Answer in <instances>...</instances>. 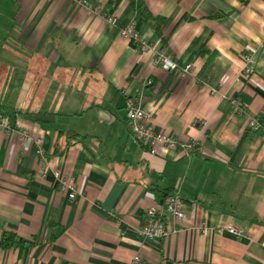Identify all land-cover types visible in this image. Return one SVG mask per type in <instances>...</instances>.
I'll list each match as a JSON object with an SVG mask.
<instances>
[{"label":"crops","instance_id":"0c3cea01","mask_svg":"<svg viewBox=\"0 0 264 264\" xmlns=\"http://www.w3.org/2000/svg\"><path fill=\"white\" fill-rule=\"evenodd\" d=\"M89 1L101 13L77 0H0V111L18 129L0 127V239L11 231L25 241L0 243V264H130L137 255L139 264H264V137L249 127L264 114V0H120L113 10ZM106 11L136 22L195 75L156 65ZM150 12L165 18L161 28ZM141 94L155 130L196 144L190 156L161 143L151 153L136 138L126 103ZM56 170L75 179V199ZM173 192L187 227L146 239V208Z\"/></svg>","mask_w":264,"mask_h":264},{"label":"built area","instance_id":"2783aa9c","mask_svg":"<svg viewBox=\"0 0 264 264\" xmlns=\"http://www.w3.org/2000/svg\"><path fill=\"white\" fill-rule=\"evenodd\" d=\"M77 1L101 13V10L94 7L89 0ZM102 15L109 23L118 27V33L121 39L128 41L140 51H152L153 62L156 65L163 66L166 69L177 68L183 76L193 77L195 75L194 66L192 64L189 63L180 67L165 46L149 42L144 34L137 28L136 22L121 25L116 15L108 13H102ZM244 59L245 65L242 74L249 80L253 71L250 64L251 56L245 54ZM147 83L151 84L152 80L149 79ZM143 99V94L137 97L130 96L126 103L128 123L136 138L144 145H147L151 153H156V145L161 143L170 149H181L185 155L190 156L195 151L196 144L194 142H181L172 134L155 130L151 115L144 106ZM233 102L239 112L246 111L247 106L239 96L235 97ZM0 127H3L9 133L18 131L16 126L12 125L8 117L1 113ZM249 127L260 132L264 137V114L262 116L250 118ZM19 132L23 135L22 137L25 142L31 139L30 133L27 130H19ZM34 142L36 145V153L40 160L41 173L45 176L49 170V160L45 152L44 139L43 137H35ZM54 174L61 191L66 192L70 198L75 199L79 194L75 179L64 175L58 170H56ZM186 218L185 201L178 193L173 192L168 194L162 202H156L146 208L140 232L146 239H161L185 229V227H187L185 222ZM199 228L202 231L207 229L205 225ZM228 231L233 233L238 239L244 237L245 234L244 229L237 226L228 227ZM140 261L141 258L137 255L132 259L130 264H139Z\"/></svg>","mask_w":264,"mask_h":264},{"label":"trees","instance_id":"16d2710c","mask_svg":"<svg viewBox=\"0 0 264 264\" xmlns=\"http://www.w3.org/2000/svg\"><path fill=\"white\" fill-rule=\"evenodd\" d=\"M120 0H110L109 5H110V9H115V7L117 6V4L119 3ZM111 11V10H110ZM106 13L108 14H112L106 11ZM148 19L151 21L152 25L155 26L157 29L161 28L162 25L165 23V18L164 17H160L157 15L152 14L151 12L148 15ZM130 23V22H129ZM126 24V23H125ZM125 24H121V25H125ZM128 24V23H127ZM138 28V27H137ZM167 40V39H166ZM0 113L2 115L5 116V114H3L1 111ZM53 114L52 113H44V112H38L36 113V118L39 121H49L53 118ZM79 134L76 133L73 130H70L67 132V138L70 139V141L72 142ZM25 242L24 239L18 237L16 235V233L11 232V231H4L2 233L1 239H0V243L2 245V247L4 248H10L14 245H17L19 243H23Z\"/></svg>","mask_w":264,"mask_h":264}]
</instances>
